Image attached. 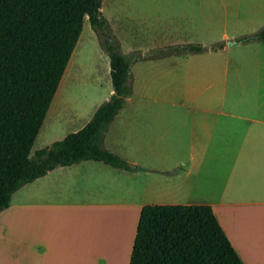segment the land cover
I'll return each instance as SVG.
<instances>
[{
  "label": "rangeland",
  "instance_id": "obj_1",
  "mask_svg": "<svg viewBox=\"0 0 264 264\" xmlns=\"http://www.w3.org/2000/svg\"><path fill=\"white\" fill-rule=\"evenodd\" d=\"M102 3V15L119 42L120 52L131 66V95L113 125V130L117 127L124 130L125 125L132 124L129 131H122L116 142L120 146L116 151L124 161H136L137 167L144 169L161 167L163 162H168L167 159L181 150L163 149V155L160 156L157 152L160 150L148 151L140 145L141 120L144 118L147 126L154 127L152 124L155 123L153 118L144 117L147 112L189 110L195 107L242 110L245 115L253 117L259 105L264 108V97L260 98L264 96V45L259 42L243 43L244 38L252 37L264 28V0H102ZM99 42L86 19L31 149L32 160H35L37 151L82 129L96 108L109 100L112 91L109 58ZM199 46L201 52H190L191 47ZM215 94L225 95L223 106L220 101L206 104L197 102L193 106L189 100L190 95H196L200 100ZM255 159L252 160L254 164ZM251 163L246 165L250 170L249 175L254 177L257 172ZM101 179L95 183H103L105 188L99 187V194L90 197L81 195L78 189L73 188L72 182L75 180H68L65 187L51 194L65 204L86 199L95 203H111L116 207L130 202L139 204L143 199V183L140 181L126 183L124 179H115L114 182ZM241 185L243 191L232 194H236L231 197L232 200H250L248 189L251 187ZM28 191L29 185H26L13 194L8 210L0 213V225L12 208L17 205L21 210L27 207L30 198ZM190 195L188 197L186 194L182 202L201 201L198 193ZM39 198H42V193ZM158 201L164 202L151 192L144 199L147 204H156ZM112 211L110 216L119 219L124 209ZM21 214L27 216L24 210ZM75 214L80 216L79 213ZM28 233L27 224H16L14 237L19 251L28 245ZM4 236L0 243H3L0 264H12L13 234L10 228ZM124 251L120 256L127 255H123ZM82 257L83 264H90L89 256ZM91 257L96 259L95 256ZM80 259L79 256L78 261ZM119 260L114 259L116 263L111 264H120ZM100 262L110 264L105 259ZM56 263L66 264L63 259L52 258V264Z\"/></svg>",
  "mask_w": 264,
  "mask_h": 264
},
{
  "label": "crops",
  "instance_id": "obj_2",
  "mask_svg": "<svg viewBox=\"0 0 264 264\" xmlns=\"http://www.w3.org/2000/svg\"><path fill=\"white\" fill-rule=\"evenodd\" d=\"M212 97L216 99H210ZM212 97L199 100L196 95H190L189 100L193 106L197 102L206 104L212 101H220L223 106L224 94ZM123 108L104 136V148L118 157L120 153L116 150L120 146L116 142L122 131L126 133L132 125H125L124 130L119 127L113 130ZM147 113L144 117L153 118L155 123L152 124L150 119L154 127L147 126V121L141 120L140 145L148 151L160 150L157 151L160 156L167 148L181 149L180 152L174 153L161 167H145L148 168L146 172L137 170L136 161L128 162L136 168L133 172L86 161L58 167L27 184L29 204L22 210L19 205L12 208L0 225V243L9 228L13 234L12 264H52V258L63 259L66 264H83L82 256H89L90 264H103L100 261L104 259L110 264L116 263L113 260L117 258L121 259L120 264H129L140 212L145 206H209L241 262L264 264V108L259 105L253 117L245 115L242 110L195 107ZM110 139L112 141L107 144ZM246 163L255 165L256 176L249 175ZM101 178L113 182L118 179H124L126 183L140 181L143 183V199L139 204L130 202L116 207L86 199L65 204L57 196L52 197L51 193L65 187L68 180H75L73 188L83 196L99 194L98 188L105 187L103 183L95 182L102 181ZM241 184L251 187L248 189L250 200H232V196L243 191ZM149 192L157 194L164 202L144 203ZM193 192L198 193L201 201L183 203L186 194L189 197ZM120 209L124 212L119 219L110 216L112 210ZM23 210L27 216L21 214ZM19 222L27 224L29 231L28 245L21 251L14 237ZM0 248L2 253L3 243ZM122 250L126 256H120Z\"/></svg>",
  "mask_w": 264,
  "mask_h": 264
},
{
  "label": "trees",
  "instance_id": "obj_3",
  "mask_svg": "<svg viewBox=\"0 0 264 264\" xmlns=\"http://www.w3.org/2000/svg\"><path fill=\"white\" fill-rule=\"evenodd\" d=\"M101 7L102 0H0V213L13 194L58 167L93 161L136 169L104 148L109 125L131 95V66ZM86 19L109 58L113 94L82 129L37 151L32 160ZM250 42L264 45V28L243 39ZM129 264L243 263L209 206H145Z\"/></svg>",
  "mask_w": 264,
  "mask_h": 264
},
{
  "label": "water",
  "instance_id": "obj_4",
  "mask_svg": "<svg viewBox=\"0 0 264 264\" xmlns=\"http://www.w3.org/2000/svg\"><path fill=\"white\" fill-rule=\"evenodd\" d=\"M137 170L139 171V172H146L147 170H145V169H143V168H141V167H137Z\"/></svg>",
  "mask_w": 264,
  "mask_h": 264
},
{
  "label": "bare ground",
  "instance_id": "obj_5",
  "mask_svg": "<svg viewBox=\"0 0 264 264\" xmlns=\"http://www.w3.org/2000/svg\"><path fill=\"white\" fill-rule=\"evenodd\" d=\"M113 230H114V228H113ZM112 233H113V231H112Z\"/></svg>",
  "mask_w": 264,
  "mask_h": 264
}]
</instances>
